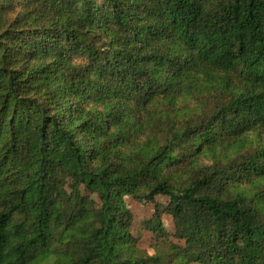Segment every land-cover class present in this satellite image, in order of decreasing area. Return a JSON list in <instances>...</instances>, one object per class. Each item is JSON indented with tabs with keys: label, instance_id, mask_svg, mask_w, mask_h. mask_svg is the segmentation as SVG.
Listing matches in <instances>:
<instances>
[{
	"label": "trees",
	"instance_id": "16d2710c",
	"mask_svg": "<svg viewBox=\"0 0 264 264\" xmlns=\"http://www.w3.org/2000/svg\"><path fill=\"white\" fill-rule=\"evenodd\" d=\"M0 264H264V0H0Z\"/></svg>",
	"mask_w": 264,
	"mask_h": 264
},
{
	"label": "rangeland",
	"instance_id": "374dc122",
	"mask_svg": "<svg viewBox=\"0 0 264 264\" xmlns=\"http://www.w3.org/2000/svg\"><path fill=\"white\" fill-rule=\"evenodd\" d=\"M190 107L194 108V105L192 104ZM89 198L94 208V214L88 229L91 233H95L99 227L100 218L97 213L100 209V203L93 195H89ZM124 202L132 214V224L129 228V234L131 236L130 241L135 248L146 255L164 253L165 256L167 252L166 243L160 241L155 230L161 227L166 234L165 241L167 238L171 243H177L172 237L174 226L170 216L167 214L158 219L155 216V207L159 205L163 209H166L168 207V199L163 196H157L154 202H148L142 200V198L126 197Z\"/></svg>",
	"mask_w": 264,
	"mask_h": 264
}]
</instances>
